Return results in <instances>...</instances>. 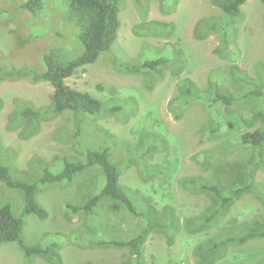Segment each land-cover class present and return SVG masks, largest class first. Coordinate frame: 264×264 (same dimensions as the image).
I'll return each mask as SVG.
<instances>
[{"label": "rangeland", "instance_id": "374dc122", "mask_svg": "<svg viewBox=\"0 0 264 264\" xmlns=\"http://www.w3.org/2000/svg\"><path fill=\"white\" fill-rule=\"evenodd\" d=\"M118 1V38L96 62L66 79L71 87L103 101L106 109L116 108L115 112L103 115L67 110L59 115L43 112L35 118L23 115L25 106L49 108L53 86L47 81L34 82L31 74L46 70L45 54L53 52L65 62L83 52L78 13L68 0H40L25 9L22 6L31 0H0V64L12 74L0 79V166L6 167L12 178L34 183L47 169L61 170V159L77 157V143L79 149L93 143L96 148L110 147L111 158L120 162L124 171L123 186L138 202L151 197L165 226L162 231L149 233L144 264H204L203 253L196 252L200 244L228 233L235 220L264 219L263 168L256 169L255 177L262 195L244 194L223 219L199 233L194 227L210 197L182 185L185 177L216 182L214 165L201 167V153L238 163L245 173L259 156L255 148L236 141L239 131L260 125L256 122L248 127L245 122L257 108L256 103L243 100L231 105V115L239 119L236 128L240 130L219 134L208 133L215 123L203 101L217 84L226 92L240 94L247 89V79L264 78V3L248 0L242 6L243 18L227 25L228 18L219 6L222 0ZM209 26L217 30L210 32ZM222 32L227 35L224 43ZM158 58L168 59L161 72L126 69ZM183 79H190L201 91V99L190 97L186 106L176 105L181 97L177 83ZM176 98L171 108L169 102ZM225 111L221 106L220 112ZM78 128L81 135L77 142L73 134ZM145 132L168 146L158 149L143 165L133 154L128 155L125 144L138 146ZM219 175L224 179L226 173ZM95 179L90 174H78L72 180L40 185L36 201L47 210L48 217L23 216L25 243L56 244L50 248L51 253L57 252L56 259L50 253L28 257L16 242H8L0 244V264H113L128 260V247L90 243L127 241L142 227L139 220L128 217L124 210L113 212L107 201L101 202L94 214L73 213L66 207L67 202L79 204L93 194L98 188ZM4 205L21 216L24 197L19 188L0 180V207ZM242 252L245 257L241 260L236 254ZM231 255L235 259L230 260ZM233 262L264 263V239L230 246L227 257L216 264Z\"/></svg>", "mask_w": 264, "mask_h": 264}, {"label": "trees", "instance_id": "16d2710c", "mask_svg": "<svg viewBox=\"0 0 264 264\" xmlns=\"http://www.w3.org/2000/svg\"><path fill=\"white\" fill-rule=\"evenodd\" d=\"M248 0H222L219 4L223 13L227 16V25H235V23L243 18L242 6ZM264 3V0H260ZM40 0H31L22 8H32V6ZM68 4L73 11L78 13V19L81 24L80 39L83 44V52L65 62H60L52 53L44 55L46 70L32 75L34 82L47 81L53 86L52 102L49 108L45 110L33 109L25 106L23 115L26 117L33 116L37 118L39 115L51 112L59 115L67 110L80 112L82 114H111L116 108L106 109L103 101L94 97L87 91H81L67 84L66 79L72 76L79 68L94 63L102 53L110 50L114 41L118 38L121 28L120 11L121 7L118 0H68ZM209 23H206L208 25ZM209 31H216L215 26H209ZM225 36V37H224ZM223 36V43L227 41V35ZM221 51V50H220ZM168 59L158 58L146 60L140 66L126 67L128 71L140 72L143 69L161 72L167 67ZM5 68L0 64V79H6L12 74L4 71ZM174 72V71H173ZM28 73V72H26ZM29 74V73H28ZM175 74V73H174ZM176 75V74H175ZM258 80V81H257ZM177 87L181 93L179 100L173 99L169 102L171 108L176 105L186 106L189 99H201L200 89L190 80L183 79L177 83ZM247 89L240 94L226 92L222 86L217 84L213 91L204 102L205 108L210 112L214 126L208 129V133L222 134L224 131H234L238 118L231 115L230 106L243 100L250 103H256L257 108L253 109L250 116H247L245 122L248 127L255 126L256 122L260 125L253 130L238 132L239 139L237 143L245 147H252L257 150L254 163L251 169L247 168L246 173L240 169L242 165L224 160L217 159V155L211 153H201V167L209 169L214 165L215 171L213 178L215 183H202L197 178L185 177L182 185L206 192L210 197V204L204 211L203 215L197 218L194 231L202 232L223 219L231 210V207L247 193H259L258 186L255 183L256 169H264V78H249L246 80ZM185 98V99H183ZM183 99V100H182ZM181 100V101H180ZM221 106H225L226 113H221ZM181 108H184L181 106ZM49 109V110H48ZM101 115V116H103ZM180 113H176V117H180ZM73 134V138L78 142L81 135V128L77 129ZM237 131V130H236ZM152 133H143L140 144L132 146L125 144L128 155L133 154L141 164L146 165L149 158L157 152L158 149H165L168 144L164 141L151 138ZM233 141V138L230 139ZM77 143V157H65L62 169L58 172L45 170L37 182L30 183L21 179L12 178L6 167L0 166V180L8 186L19 188L24 197V208L21 216H16L10 205L0 207V244L8 242H16L19 247L26 253L28 257L47 256L49 253L56 259L57 252L51 253V247L56 244L43 245L25 243L22 233L24 231L25 222L23 216L34 214L40 220L48 217L47 210L36 201V195L40 185L51 183H60L66 180H72L78 174H90L96 179L95 185L97 190L88 195L87 198L79 203L73 204L67 202L66 207L73 213L94 214L101 202L107 201L108 207L117 212H127L128 217L139 220L142 227L138 232L127 241H110L101 242L94 241L91 245H115L116 247H128L130 258L123 263L113 264H144L143 250L149 233L159 232L164 229L157 209L151 203V197L145 198L144 202L134 199L130 192L121 183V176L124 171L120 167V162L115 161L110 154L111 148H96L93 145H87L81 148ZM140 152V153H139ZM139 153V154H138ZM165 171H161L163 174ZM219 172H225V178L222 179ZM218 173V174H217ZM228 178L226 179V177ZM264 198V196H261ZM142 207H144L142 209ZM233 229L227 231L225 235L209 238L196 248L197 253H203L204 264H216L228 255L229 247L232 245H246L255 239H264V219L250 218L241 222L234 221ZM55 253V254H53ZM241 260L245 257L244 252L239 256ZM235 259V255H231L230 260ZM232 264H235L233 262ZM264 264V263H260Z\"/></svg>", "mask_w": 264, "mask_h": 264}]
</instances>
